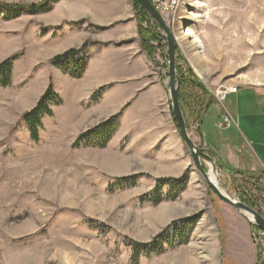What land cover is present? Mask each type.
<instances>
[{"label": "rangeland", "instance_id": "obj_1", "mask_svg": "<svg viewBox=\"0 0 264 264\" xmlns=\"http://www.w3.org/2000/svg\"><path fill=\"white\" fill-rule=\"evenodd\" d=\"M56 1L0 0L3 5L22 6L43 2L34 13L22 10L0 19V31L29 23L32 15L49 11ZM4 10L1 18L12 12ZM171 22L179 47L175 69L187 132L195 139L197 125L208 104H213L205 126L214 137L225 132L215 127L223 108L236 115L240 103L244 107L240 117H248L247 112L260 103L252 91L264 97V0H179ZM187 30V35L182 34ZM11 32L6 36L14 40L17 34ZM158 35L160 41L153 43V72L167 84V42L160 29ZM14 54L0 63L11 58L13 63ZM79 55L66 60L64 67L77 72L75 67L83 62L75 66ZM18 65H13L12 89L43 79V71L22 79ZM221 85H236L238 91L219 104L214 93ZM8 94L11 89L0 92V105L11 101ZM60 97L56 96L57 104L49 105L54 117L42 123L36 143L22 119L31 109L11 116L0 106V264H184L199 242L197 234L223 233L228 216L243 219L207 188L185 145L186 169L162 172L157 160L162 153L159 141L141 145L146 152L137 160L129 159L133 154L113 155L107 147L113 127L104 124L97 139L85 132L70 142L67 119L73 112L68 94ZM153 112L157 119L169 120L160 108ZM171 118L174 122L172 112ZM237 127L231 130L247 145L246 133ZM248 145L249 154L256 157ZM207 155L210 160L202 161L203 167L208 171L212 166L219 189L232 199L255 201L258 208L254 209L264 217V175L257 179H262L258 183L263 186L257 192L248 180L240 179V183L226 176V169ZM245 168L238 171L252 172ZM251 226L257 263L264 264V237Z\"/></svg>", "mask_w": 264, "mask_h": 264}, {"label": "crops", "instance_id": "obj_2", "mask_svg": "<svg viewBox=\"0 0 264 264\" xmlns=\"http://www.w3.org/2000/svg\"><path fill=\"white\" fill-rule=\"evenodd\" d=\"M1 30L0 60L14 53L17 56L12 63L11 85L0 87L1 93L12 90V94H8L11 101L0 105L5 106L2 112L19 116L33 109L51 82L58 98L63 93L68 94L73 112L67 119L70 142L85 132L97 139L104 124L113 127L107 142V147L116 153L113 155L129 157L133 154L129 159L137 160L146 152L141 145L159 141L162 153L157 160L161 171L186 169L184 143L171 118L167 84L153 72L151 59L141 49L132 0H58L49 11L32 15L29 23ZM11 31L17 34L14 40L6 36ZM83 45L86 47L77 58L84 62L80 78H72L50 64L54 57ZM14 64H19L22 79L31 77L29 73L34 71H43V79L24 88L12 89ZM39 66L42 67L37 68ZM252 94L260 102L253 107L258 109L252 108L254 113L250 110L244 118L240 117L241 108H244L240 103L235 108L236 115L227 110L234 123L214 137L205 126L213 104L208 105L197 125V136L191 140L226 169V176L240 183L242 179L248 180L258 192L263 186L258 183L262 179H257L264 175V97L253 91ZM156 108H160L170 121L161 120L160 116L157 119V113L153 112ZM52 111L50 117L42 119L41 128L46 119L54 117L55 110ZM139 112L149 116L141 117ZM232 126L244 130L256 157L249 154L248 142L245 145L239 134L231 130ZM245 166L249 171H255L252 168L256 167L260 172L238 171L247 170ZM228 217L223 222V233L197 234L199 242L192 246L193 253L184 264L188 261V264H258L251 240L253 227L244 218Z\"/></svg>", "mask_w": 264, "mask_h": 264}, {"label": "trees", "instance_id": "obj_3", "mask_svg": "<svg viewBox=\"0 0 264 264\" xmlns=\"http://www.w3.org/2000/svg\"><path fill=\"white\" fill-rule=\"evenodd\" d=\"M151 2V0H150ZM133 9L135 12V18L137 21V32L140 40V46L141 49L148 55V57L153 61V55L156 51V47L153 45V43H158L160 41L158 31L159 27L152 23L149 16L140 9V5L137 0H132ZM43 2L40 4H31L28 6H22V5H3L0 4V11H5L4 8L12 10V12H5L7 13L5 16H3L0 19H8L9 17L16 16L19 14L20 11L25 10L29 13H34L40 8H42ZM10 13V14H9ZM12 13V14H11ZM86 45L81 46L78 49H72L69 50L59 56L54 57L51 60V64L60 70H62L64 73L70 75L72 78H79L83 71H84V62H82L81 66H79V63H76L79 67H75V70L77 72H74L73 70H67L64 67V62L66 60L73 59L75 56L79 55L84 51ZM12 61L13 59H8L7 61H4L3 63H0V87L1 88H8V86L11 83L12 78ZM181 90V89H180ZM179 90V91H180ZM182 94L179 92V101H181ZM60 100L54 96V93L52 91V86L49 84L47 90L45 93L40 97L38 100L36 106L31 109L29 112H26L23 114L22 119L25 121L28 131L30 133L31 139L33 142H38V132L39 128L41 126V121L44 117H50L52 115L51 110L49 109V105L51 104H57ZM210 105V104H208ZM173 115V114H172ZM175 122V120H174ZM90 133V132H87ZM180 134V133H179ZM106 144H101V147H104ZM162 181H169V180H159L158 182ZM241 202L247 204L251 208H258L255 201L247 200L245 198H242L240 200ZM259 212V211H258ZM260 213V212H259ZM150 246L149 244L143 245V247Z\"/></svg>", "mask_w": 264, "mask_h": 264}, {"label": "water", "instance_id": "obj_4", "mask_svg": "<svg viewBox=\"0 0 264 264\" xmlns=\"http://www.w3.org/2000/svg\"><path fill=\"white\" fill-rule=\"evenodd\" d=\"M140 9L144 11L152 23L157 25L162 31L167 46V68H168V81H167V92L168 100L170 103V108L176 123V127L180 133V136L184 142V145L189 151L190 157L194 163V166L199 174L204 180L207 188L224 204L230 206L236 212L243 215L250 224L256 226V228L262 233L264 237V217L259 214L257 210L249 207L245 203L239 200L232 199L226 193L219 189L217 184L213 183L209 177V170L205 171L202 161H209L210 157L206 154L205 150L197 146L191 140L183 119V115L179 103V76L175 69V54L178 50V43L175 35L167 26V24L162 19L161 15L154 9L153 4L150 0H137Z\"/></svg>", "mask_w": 264, "mask_h": 264}, {"label": "built area", "instance_id": "obj_5", "mask_svg": "<svg viewBox=\"0 0 264 264\" xmlns=\"http://www.w3.org/2000/svg\"><path fill=\"white\" fill-rule=\"evenodd\" d=\"M151 3L153 4L154 9L161 15L167 26H172L173 22L171 21L177 11L179 0H151ZM237 91L238 88L236 85L218 86L214 93V98L217 101L216 103L222 104L229 95L236 94ZM232 123H234L232 116L223 108V113H221L216 123L217 128L219 130H224ZM261 236L263 237L262 233Z\"/></svg>", "mask_w": 264, "mask_h": 264}, {"label": "bare ground", "instance_id": "obj_6", "mask_svg": "<svg viewBox=\"0 0 264 264\" xmlns=\"http://www.w3.org/2000/svg\"><path fill=\"white\" fill-rule=\"evenodd\" d=\"M188 33H189L188 30L185 33H183V31H182V34H184V35H187ZM105 166H109V164L107 163V165H105ZM210 167H211V169L209 170V177H210V179L212 180L213 183L217 184L216 174H215L212 166H210Z\"/></svg>", "mask_w": 264, "mask_h": 264}]
</instances>
